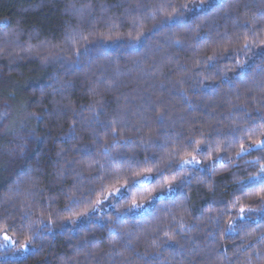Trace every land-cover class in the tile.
Here are the masks:
<instances>
[{"label": "trees", "instance_id": "trees-1", "mask_svg": "<svg viewBox=\"0 0 264 264\" xmlns=\"http://www.w3.org/2000/svg\"><path fill=\"white\" fill-rule=\"evenodd\" d=\"M0 36L41 115L28 166H0V234L35 235L0 264H264V0H0ZM145 168L147 211L68 224Z\"/></svg>", "mask_w": 264, "mask_h": 264}, {"label": "rangeland", "instance_id": "rangeland-1", "mask_svg": "<svg viewBox=\"0 0 264 264\" xmlns=\"http://www.w3.org/2000/svg\"><path fill=\"white\" fill-rule=\"evenodd\" d=\"M13 45L9 44L7 46L22 48L18 44L16 45L15 40L13 41ZM33 83L31 81L29 84L24 85L20 80L12 77L8 72L7 65L0 58V166L2 167V176L4 179H11L17 176L28 166L31 161L30 158L41 140V133L37 128V122L41 115L36 109L34 94L30 89ZM14 88L19 91L18 98L8 93ZM20 145H24L23 152L20 150ZM195 160L198 163H183V165L186 167L190 165L200 166L201 161L199 157H195ZM151 179L152 177L150 176ZM127 193L125 189H121V193H117L115 197L102 200V203L99 206H95V209L91 213L75 218L73 219L75 223L71 220L68 224L75 227L85 220L90 221L96 219L100 221L107 216L109 211L118 212L119 215L128 212L143 213L155 202V199H150L147 202L140 203L143 205L141 208H133L129 211L130 206L125 211H121L118 209L119 204L117 203V198L123 197ZM171 193L173 194V190L167 189L162 195H171ZM3 234H7L16 244L15 246L9 244L7 247H0V260L8 256L19 258L26 254L27 251L21 252L18 250L20 245H18V242L13 236L7 232L1 233L0 236Z\"/></svg>", "mask_w": 264, "mask_h": 264}, {"label": "snow or ice", "instance_id": "snow-or-ice-1", "mask_svg": "<svg viewBox=\"0 0 264 264\" xmlns=\"http://www.w3.org/2000/svg\"><path fill=\"white\" fill-rule=\"evenodd\" d=\"M201 6L202 5H198V4H193L192 5L193 8H198V7H201ZM182 8L187 9V8H189V5H183ZM112 134L114 136L116 135V130L115 129L112 130ZM75 135L76 134L73 131L71 134H69V136L67 138L68 139H74ZM261 135L264 136V132H261ZM253 145L256 148L260 149V150H264V140L256 139V140L253 141ZM113 146H115V142H114ZM19 147H20L21 152H23L24 151V145H20ZM108 148H109V145L105 144L104 145L105 155L109 159H112L111 154L108 152ZM246 150L247 149H245L244 145L241 144L240 152L237 153V155H240L241 153L245 152ZM192 162H197L198 163V161L195 160V157H192L191 160L182 161V163H184V164L192 163ZM128 167L130 169L131 168V164H129ZM116 171H120V169H116ZM151 172H152V168H145V169H143L140 172H134L133 173L134 178L131 180V182H129V180L127 178H125L123 183H120V178L117 177V183H120V186L119 187H113L110 190H105V192H102L101 195L103 197V200H108L109 197H115L117 193H121V189H125L126 192L133 194L132 195V201H131V207L129 208V211H131L133 208H141V207H143L142 204L137 203L135 192H136L138 187L145 188L149 192L152 191V189H148V187H147V184L151 182L150 181V173ZM173 179H175V178H173ZM249 179L261 180L262 182H264V165L261 166L260 171L257 174V176L250 177ZM165 183L169 184V190H171V187H170L171 182L166 180ZM140 199L141 200L144 199L143 194L141 195ZM152 199H155V197H152ZM101 203H102L101 199H97L96 202H95L96 206H99ZM248 211L251 212L253 210L249 209ZM87 214H88L87 212L80 213L81 216H84V215H87ZM239 215H240V218H245V209L243 207L240 209ZM247 219H253V218L249 216V217H247ZM72 222L75 223V220H73ZM227 230L228 231H237V229L235 228L234 224L231 223V222L229 223ZM250 234L251 233H249V235ZM34 235L35 234H33V236ZM165 235H168V234L165 233ZM33 236L27 237L25 242L20 244L18 250L21 251V252L28 251V249H29V247L31 245ZM169 239H172V238L169 237ZM261 239H264V235L261 236ZM9 244H12L13 246H15L16 242L12 241L11 238L7 234H3L2 236H0V247H7Z\"/></svg>", "mask_w": 264, "mask_h": 264}]
</instances>
